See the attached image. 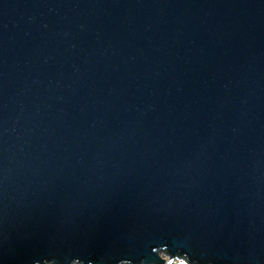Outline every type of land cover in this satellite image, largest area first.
<instances>
[{"label":"water","instance_id":"obj_1","mask_svg":"<svg viewBox=\"0 0 264 264\" xmlns=\"http://www.w3.org/2000/svg\"><path fill=\"white\" fill-rule=\"evenodd\" d=\"M159 251L264 264V0H0V264Z\"/></svg>","mask_w":264,"mask_h":264},{"label":"rangeland","instance_id":"obj_2","mask_svg":"<svg viewBox=\"0 0 264 264\" xmlns=\"http://www.w3.org/2000/svg\"><path fill=\"white\" fill-rule=\"evenodd\" d=\"M158 253L165 259L163 264H184V259H182L179 256L176 257L175 255H172L168 257L162 251H159ZM43 263H49V262H43ZM69 264H82V262L73 260ZM119 264H131V263L122 262ZM133 264H138V263H133Z\"/></svg>","mask_w":264,"mask_h":264}]
</instances>
